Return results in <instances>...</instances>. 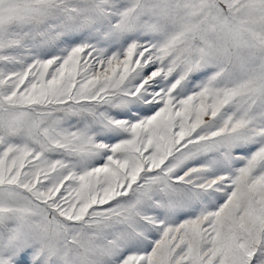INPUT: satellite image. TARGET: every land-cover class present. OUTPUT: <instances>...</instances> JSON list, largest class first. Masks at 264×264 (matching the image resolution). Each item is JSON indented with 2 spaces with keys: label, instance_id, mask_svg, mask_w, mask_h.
<instances>
[{
  "label": "snow or ice",
  "instance_id": "obj_1",
  "mask_svg": "<svg viewBox=\"0 0 264 264\" xmlns=\"http://www.w3.org/2000/svg\"><path fill=\"white\" fill-rule=\"evenodd\" d=\"M0 264H264V0H0Z\"/></svg>",
  "mask_w": 264,
  "mask_h": 264
}]
</instances>
